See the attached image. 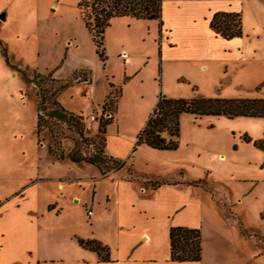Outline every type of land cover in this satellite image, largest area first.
<instances>
[{
  "label": "crops",
  "instance_id": "crops-1",
  "mask_svg": "<svg viewBox=\"0 0 264 264\" xmlns=\"http://www.w3.org/2000/svg\"><path fill=\"white\" fill-rule=\"evenodd\" d=\"M161 2L162 25L153 40L158 36L161 73H174L173 86L183 87L179 82L182 79L190 84L184 75L178 77L175 73L187 69L202 77L201 88L217 91L218 97L241 98L223 96L221 88L242 90L245 87L247 97H264V82H253L247 58H242V41L236 37L224 39L209 28V21L217 11L240 13L243 4L240 0ZM124 18L134 21V25L139 21H154ZM166 37L168 40L163 39ZM0 44L4 46L1 41ZM63 47L64 53L51 67L36 68L52 70L55 78L63 79L59 72L70 49L78 47L76 37L68 35ZM6 66L5 63L4 68ZM259 68L256 70L261 71ZM248 77L251 83L246 84ZM90 90L92 95L94 90ZM191 92L187 98L204 96L195 85ZM105 94L93 109L102 104ZM157 98H153V107L144 124ZM117 109L114 120L105 128L104 153L125 161L118 170L102 173L95 166L96 172L90 174L83 185L75 176L51 175L62 163L51 160L47 152L40 157L35 175L20 180L6 191L0 188V264H264V200L257 202L258 216L253 219L254 226L237 209L250 193L259 189V181L240 174L250 168L264 170V150L255 144L264 137V117L195 118L183 113L179 118L176 148L160 150L145 144L135 145L138 133L121 132L116 121ZM184 128L190 132L199 130L201 149L187 164L181 163L175 171L164 173L160 168L170 162L165 156L179 149ZM215 134L224 136L226 148L212 145ZM254 152H258L260 158L252 163L247 154ZM207 158L209 162L205 161ZM153 159L158 160L154 164L160 169H153L154 173L149 172ZM67 165L68 169L75 168ZM4 166L8 172L9 165ZM193 171H199L198 175L193 176ZM7 180L10 178L0 177L2 184ZM78 205L84 208L79 223L72 222L69 227L73 228L63 234L57 233V222L77 212ZM88 210H91L90 215ZM47 219L55 222L53 226L46 225ZM172 226L200 231L201 257L198 261L170 259L169 229ZM74 227H83L88 232L82 233ZM79 239L99 242L107 250L106 258L100 259L96 251L82 246ZM62 242L67 246L64 256L57 249ZM226 242L229 243L224 248L228 250L227 258L224 262L217 261L213 253H222L224 249L220 245ZM206 245L210 252L205 256Z\"/></svg>",
  "mask_w": 264,
  "mask_h": 264
},
{
  "label": "rangeland",
  "instance_id": "rangeland-1",
  "mask_svg": "<svg viewBox=\"0 0 264 264\" xmlns=\"http://www.w3.org/2000/svg\"><path fill=\"white\" fill-rule=\"evenodd\" d=\"M79 1L0 0V15L5 17L4 20L0 19V41L4 44L10 60L9 65L4 68V59L0 57V177L10 178L3 184L0 183L3 191L20 180L24 181L35 175L39 169L40 157L47 154L49 146L55 152L64 155L81 154L90 157L94 152L105 154L103 148L105 134L101 133V126L107 119L114 120L115 107L118 108L116 121L120 131L127 135H136L144 125L149 109L153 107L151 106L153 98L160 94L187 98L192 94V87L195 85L198 92L205 97H212V94L217 96V91L201 88L202 77L195 72L187 69L175 72L179 75L178 77L184 75L183 77L190 82L189 84L184 79L180 80L183 87L172 85L171 82L175 81L174 73H161L158 36L153 40L154 34L156 35L159 30L158 21L155 19L139 21L134 25V21L124 17L112 18L110 25L103 33L106 60L105 62L99 60L96 53L97 46L82 24V15L77 7ZM240 2L243 3L240 11L242 34L236 37L242 41L240 52L242 58H247L246 64L252 70L250 75L254 78L253 82L255 80L264 82L262 71L264 68V1L240 0ZM203 17L202 14L201 18ZM68 35L76 37L78 47L70 49L59 75L63 78L62 81L72 82V86L59 93L57 100L69 111L82 112L83 124L92 112L96 114L98 122L95 124L93 133H86L83 128V140L79 137V130L76 127L52 118L42 127L37 137L35 132L39 89L46 93V90H54L60 84L51 82L49 76L46 77L52 70L39 71L38 68L51 67L60 59L64 53L63 43ZM96 40L99 41L98 36ZM67 44L69 45L70 42L67 41ZM122 52H125V55L122 56ZM232 66H235V63ZM256 68L261 71H257ZM248 83H251L249 77L246 79V84ZM109 84L114 87H110ZM91 87L94 90L92 95L89 94ZM118 87L122 89L120 99ZM262 91L264 92V86ZM103 93L106 94L102 104L93 109ZM220 93L223 96L241 98L249 95L246 87L242 90L221 88ZM105 102L107 103L103 105ZM106 111L111 116L105 115ZM198 131L197 129V132H190L186 128L183 129L180 147L165 156L170 162L160 168L162 172L171 173L179 164H187L194 159L192 156L201 149ZM162 134L165 135V133ZM212 145L224 149L227 141L221 134H215ZM49 157L53 161L62 163L52 171V174L49 172L53 176L63 178L75 176L81 179L80 183L84 185L88 182L90 174L96 172V165L91 166L86 162L77 164L67 158L57 160L50 155ZM247 158L253 163L260 158V154L258 152L247 154ZM205 161L209 162V158ZM157 162V159H153L149 172L159 169L158 165L154 164ZM65 163L75 168L68 169ZM4 165H9L8 172L3 169ZM109 165L105 163L103 168H109ZM116 167L106 171L102 169L101 172H114L119 169ZM192 173L196 176L199 171ZM224 175L221 174V176ZM240 175L259 181V189L256 193H250L237 208L241 216L247 218L250 225L254 226L253 219L258 216L257 202L262 203L264 200V170L250 168ZM241 184L247 185L246 182ZM76 209L77 212L73 210L77 213L76 215L72 212L68 217L57 222V233L63 234L73 228L69 227L72 226V222L79 223L84 208L78 205ZM45 223L51 227L55 222L47 219ZM74 228L82 233L88 232L83 227ZM227 245H229L228 242L220 246L224 249ZM66 248L64 242L57 247L63 253L62 256L66 255L64 254ZM208 252L210 249L206 245L205 256ZM227 252L228 250L224 249L222 253L214 252L213 256L217 261L224 262Z\"/></svg>",
  "mask_w": 264,
  "mask_h": 264
},
{
  "label": "trees",
  "instance_id": "trees-1",
  "mask_svg": "<svg viewBox=\"0 0 264 264\" xmlns=\"http://www.w3.org/2000/svg\"><path fill=\"white\" fill-rule=\"evenodd\" d=\"M161 4V0H80L77 3V7L80 9L84 27L91 34L97 46L96 53L99 60L105 62L106 55L104 52L105 48L103 47V33L110 25V20L114 17L155 19L158 21L160 28L162 25ZM209 28L216 35L224 39L240 37L242 34L240 13L217 11L213 13L209 21ZM96 36L99 37V41L96 40ZM0 48L6 65H9L10 60L5 47L0 44ZM89 71L91 72V70ZM39 75L44 77L42 74ZM47 76H49L51 82H59L60 84L54 90H46V93L39 89L40 93L36 113V136L38 137L40 135L41 129L45 126L46 122L54 118L57 121L65 122L67 125L76 127L79 130V137L83 139L84 124L81 122L83 119L82 114L68 111L57 100V95L72 86V82L55 78L53 71H50ZM110 87H114V85L110 84ZM117 89L120 97L122 89L121 87ZM183 113L192 114L195 118L219 115L229 118L237 116L264 117V97L224 98L218 96H198L193 98H172L160 94L147 121L137 134L135 145L145 144L151 148L160 150L175 149L177 146L176 138L179 133V118ZM110 122L111 120L107 119L102 124V134H105V126ZM162 133H165V135ZM245 139L247 141L249 140V138ZM255 144L264 150V137L256 141ZM105 145L106 137L103 139V148H105ZM48 154L57 160L67 158L77 164L82 162L90 163L96 165L100 171L102 169L106 171L116 166V168H120L124 163L120 159L96 152L90 157L81 154L64 155L55 152L51 146L48 147ZM105 163L111 166L109 165V168H103ZM169 241L170 259L172 261H198L200 259L201 236L197 228L172 226L169 229ZM79 243L84 247L96 251L100 259L104 260L106 258L107 250L99 242L79 239Z\"/></svg>",
  "mask_w": 264,
  "mask_h": 264
},
{
  "label": "built area",
  "instance_id": "built-area-1",
  "mask_svg": "<svg viewBox=\"0 0 264 264\" xmlns=\"http://www.w3.org/2000/svg\"><path fill=\"white\" fill-rule=\"evenodd\" d=\"M121 55L122 56L125 55V52H122ZM105 115L110 116V113L106 111ZM97 122H98V118H97L96 114L94 112L90 113L88 115L87 119L85 120V123H84L85 132L86 133H88V132H92L93 133L94 128H95V124ZM87 214L90 215L91 214V210H88Z\"/></svg>",
  "mask_w": 264,
  "mask_h": 264
},
{
  "label": "water",
  "instance_id": "water-1",
  "mask_svg": "<svg viewBox=\"0 0 264 264\" xmlns=\"http://www.w3.org/2000/svg\"><path fill=\"white\" fill-rule=\"evenodd\" d=\"M0 19H1V20H4V19H5L4 15L1 14V15H0Z\"/></svg>",
  "mask_w": 264,
  "mask_h": 264
}]
</instances>
